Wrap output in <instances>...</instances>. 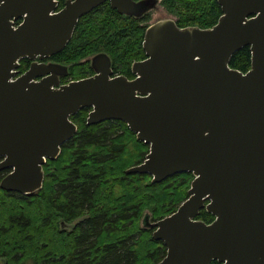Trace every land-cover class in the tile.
Segmentation results:
<instances>
[{"label":"water","instance_id":"95a60500","mask_svg":"<svg viewBox=\"0 0 264 264\" xmlns=\"http://www.w3.org/2000/svg\"><path fill=\"white\" fill-rule=\"evenodd\" d=\"M108 0H0V187L29 197L45 180L78 126L71 116L91 108L87 124L116 119L149 145L145 160L126 170L159 183L194 175L188 197L170 215L142 228L167 247L157 264H264V0H218L216 24L179 26L161 14L146 28V58L135 78L111 77V57L96 53L95 75L60 83L68 67L24 58L61 52L81 15ZM121 14L140 18L160 0H109ZM23 21L16 24V21ZM250 47L251 66H230ZM43 76L41 79L37 77ZM202 209L211 222L198 217Z\"/></svg>","mask_w":264,"mask_h":264},{"label":"trees","instance_id":"16d2710c","mask_svg":"<svg viewBox=\"0 0 264 264\" xmlns=\"http://www.w3.org/2000/svg\"><path fill=\"white\" fill-rule=\"evenodd\" d=\"M107 4L83 17L54 56L69 65L73 79L90 69L85 59L99 52L110 55L116 72L129 74L133 62L146 58L143 40L150 15H121ZM162 4L182 27H210L223 14L218 0ZM230 66L246 72L250 47L233 54ZM88 112L83 108L71 116L78 131L59 157L44 165V185L36 195L0 187L2 264H157L165 257L166 245L153 238V229L141 227V218L145 210L154 221L173 213L188 197L194 175L183 172L152 183L148 174H127L145 160L149 145L121 120L87 125ZM197 218L209 223L214 216L202 209Z\"/></svg>","mask_w":264,"mask_h":264},{"label":"flooded vegetation","instance_id":"af4514ba","mask_svg":"<svg viewBox=\"0 0 264 264\" xmlns=\"http://www.w3.org/2000/svg\"><path fill=\"white\" fill-rule=\"evenodd\" d=\"M58 1V3H57V5H56V9L54 10V11H56V12H59V11H61L64 7H65V5H66V2L68 1V0H57ZM106 3H108L107 5H109L112 9H115V8H113L112 7V5H111V2L108 0V1H105L104 3H102L101 5H104V4H106ZM101 5H99V6H101ZM160 5H162L163 6V4H162V0H160ZM99 6H97V7H99ZM96 7V8H97ZM164 7V6H163ZM95 9V8H94ZM94 9H92L91 11H89L88 13H85V14H83V15H81L80 16V18L78 19V22L83 18V17H85V16H87L88 14H90ZM164 9L168 12V13H170L165 7H164ZM118 13H120L117 9H115ZM121 14V13H120ZM150 15V19L152 20L153 19V15H152V11H149L148 13H146L145 15H143V16H146V15ZM171 14V13H170ZM121 15H123V14H121ZM171 15H173V14H171ZM125 16H127V15H125ZM142 16V17H143ZM174 16V15H173ZM131 17H133V16H131ZM142 17H140V18H142ZM135 18V17H134ZM175 18H176V20H177V17L175 16ZM23 20L22 19H19V20H17L16 21V24H18V23H20V22H22ZM178 21V20H177ZM78 22H77V24H78ZM178 23V22H177ZM77 26V25H76ZM75 29H76V27H75ZM75 31V30H74ZM146 31V30H145ZM74 34V33H73ZM73 36V35H72ZM108 54V53H107ZM109 55V54H108ZM55 56V55H54ZM54 56H51V57H48V58H44V59H40V58H37L36 60H32V59H29V58H24V59H22L21 61H20V64L22 63V65H24L25 67H24V69L23 68H21V66H19L18 67V74H21V73H23V72H25V71H27L29 68H30V66H31V64H32V62L33 61H35V62H38V63H58V64H61V65H65V66H67L68 67V74L67 75H65V76H60V83H67V82H70V81H72V80H77V79H73L74 78V76L72 75V76H69V65L68 64H66L65 63V61L64 60H61L58 56L55 58ZM110 56V55H109ZM147 57V56H146ZM139 61V60H138ZM90 62V61H89ZM136 62V61H135ZM134 63V62H133ZM90 64H91V62H90ZM133 65V64H132ZM132 65H131V67H130V74L129 73H123L122 71H118V72H116L115 71V69H114V64H113V61H112V59H111V69H112V75H111V77H116V76H120V75H125V76H127L129 79H133V78H135V74L132 72ZM23 69V70H22ZM96 74V71L92 68V66L90 67V69L88 70V71H86V73H84L82 76H80L81 78H79V79H82V78H85V77H89V76H92V75H95ZM43 76H39V77H37V79H41ZM88 108V107H87ZM90 111L92 110L91 108H88ZM89 113V112H88ZM89 115V114H88ZM88 118V117H87ZM109 120H116V119H109ZM105 121H108V120H105ZM105 121H102V122H105ZM122 121V120H121ZM101 123V122H100ZM98 124V123H97ZM88 125V124H87ZM71 140V139H70ZM69 141V140H68Z\"/></svg>","mask_w":264,"mask_h":264},{"label":"rangeland","instance_id":"374dc122","mask_svg":"<svg viewBox=\"0 0 264 264\" xmlns=\"http://www.w3.org/2000/svg\"><path fill=\"white\" fill-rule=\"evenodd\" d=\"M161 14H165V16L167 15H171L170 13H168L164 7L162 5H160V2L158 3V5L152 10V15H153V19H157L159 16H162ZM126 140L130 143L133 144V140L130 139L129 137H126ZM147 211V210H145ZM150 211V210H149ZM3 262L0 260V264H2Z\"/></svg>","mask_w":264,"mask_h":264}]
</instances>
